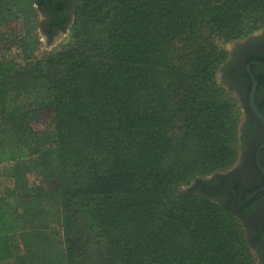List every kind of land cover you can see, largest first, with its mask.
<instances>
[{"label": "trees", "instance_id": "1", "mask_svg": "<svg viewBox=\"0 0 264 264\" xmlns=\"http://www.w3.org/2000/svg\"><path fill=\"white\" fill-rule=\"evenodd\" d=\"M253 1L82 0L72 45L35 61L0 57V163L19 179L48 174L24 194L37 209L0 197V261L249 264L235 216L176 188L233 160L213 38H230ZM46 112L49 127L36 130ZM27 223L51 234L29 232L20 254Z\"/></svg>", "mask_w": 264, "mask_h": 264}, {"label": "rangeland", "instance_id": "2", "mask_svg": "<svg viewBox=\"0 0 264 264\" xmlns=\"http://www.w3.org/2000/svg\"><path fill=\"white\" fill-rule=\"evenodd\" d=\"M81 1L73 0L65 28L49 35L43 27L44 15L39 11L34 0H0V57H9L21 62L23 56H29L31 61H35L59 53L72 45L78 37L77 10ZM262 34H264V0H254L251 4V15L247 14L242 17L237 30L230 38L224 40L217 37L213 38L216 48H219L222 53L220 59L215 62L212 80L218 87L219 96L229 101L233 108L232 113L230 112L229 129L223 135L226 137L234 157L228 165L216 167L211 165V169L191 176L188 181L179 184L176 188L178 193L201 195L228 209L218 200L216 201L214 198L201 193L198 189V182L203 183L216 175L226 174L238 165L241 154V128L245 120L248 87L252 85V81L251 78L250 81H247V76L244 77L243 74L245 73L242 66L238 72L240 76L232 80L224 76L223 67L226 62L237 55L234 51L237 44ZM219 50H215L214 53ZM241 77H244L243 83L239 82ZM49 124L50 114L46 112L43 118L34 122L32 126L36 130H47ZM174 144L171 151L175 156L172 157L173 162L183 155V151L176 148L178 146L176 143ZM235 219L238 248H243V252L248 256L249 264H258L257 254L248 242L243 225L236 217Z\"/></svg>", "mask_w": 264, "mask_h": 264}, {"label": "flooded vegetation", "instance_id": "3", "mask_svg": "<svg viewBox=\"0 0 264 264\" xmlns=\"http://www.w3.org/2000/svg\"><path fill=\"white\" fill-rule=\"evenodd\" d=\"M44 15V30L51 35L63 30L69 20L73 0H37ZM235 57L226 62L223 74L229 79L239 77L241 66L244 77L250 81L251 70L257 81L254 102L264 116V34L250 37L235 47ZM245 65L243 66V64ZM249 66V67H248ZM241 77L240 83H243ZM248 87L245 120L242 125L240 159L238 165L226 174L216 175L203 183L201 193L214 198L230 210L243 225L248 242L254 248L258 264H264V123L249 105ZM213 196V197H212Z\"/></svg>", "mask_w": 264, "mask_h": 264}, {"label": "crops", "instance_id": "4", "mask_svg": "<svg viewBox=\"0 0 264 264\" xmlns=\"http://www.w3.org/2000/svg\"><path fill=\"white\" fill-rule=\"evenodd\" d=\"M12 162L4 161L0 163V197H4L9 201L14 207H16L17 212H23L24 208L28 204L30 208L37 209L39 207V202L37 200H30L26 204V201L29 200V197L24 195L31 187L36 185H45L48 182L47 171L44 170H30L27 171L23 179H19L12 171ZM20 228L16 241L14 242V248L20 250V254L23 252V248H30V242L28 240V233L31 232L32 236L36 231L34 224L30 225L27 223L25 227ZM41 232L38 236H49L51 233L50 228H38ZM57 230V229H56ZM55 230V231H56ZM16 252L14 255L6 260L0 261V264H15Z\"/></svg>", "mask_w": 264, "mask_h": 264}, {"label": "water", "instance_id": "5", "mask_svg": "<svg viewBox=\"0 0 264 264\" xmlns=\"http://www.w3.org/2000/svg\"><path fill=\"white\" fill-rule=\"evenodd\" d=\"M248 69H249V73H250L251 81H252L251 91L249 94V105H250L251 109L253 110V112L255 113V115L264 123V116L259 112L258 107L256 106V104L254 102V92H255V87H256L257 81L255 80L250 68H248ZM262 147H264V144H262ZM259 166L264 172V167L260 163H259Z\"/></svg>", "mask_w": 264, "mask_h": 264}]
</instances>
